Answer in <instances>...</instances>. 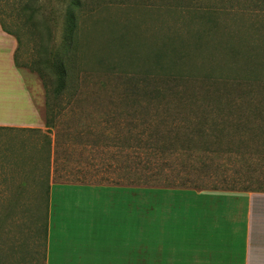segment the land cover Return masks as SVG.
<instances>
[{
  "label": "rangeland",
  "instance_id": "obj_1",
  "mask_svg": "<svg viewBox=\"0 0 264 264\" xmlns=\"http://www.w3.org/2000/svg\"><path fill=\"white\" fill-rule=\"evenodd\" d=\"M26 1L0 0V10L18 9V3ZM31 1L50 31L51 54L60 49L67 35L76 39L77 52L74 61L69 63L72 78L68 88L57 104L54 103L57 105L54 129L50 132L40 130V133L0 129V264H44L45 192L51 181L120 185L146 181L142 172L128 173L133 163L125 162V157L112 156L114 149L111 147L116 143V135L120 140L127 137V122L122 121L127 117L120 113L123 111L109 108L104 103L120 95L122 82L116 80L108 85L99 73L98 61L107 56L118 60L117 68L122 71H140L142 60L139 59L163 47L166 38L183 33L177 28L185 29L184 19L167 13L161 0H80L81 9L77 15L72 9L73 0ZM194 7H205V4L197 3ZM3 19L6 23H21L25 17ZM39 19L36 16L34 21ZM185 27L202 28L187 23ZM21 38L16 54L17 67L45 122V94L54 88V79L39 63L43 57L39 55L36 37L22 32ZM40 38L43 45L48 46L47 33L42 31ZM211 39L219 47L217 51L202 58L189 52L181 68L175 71L186 78L188 90L193 92L194 86L219 82L228 85V89L219 86L224 94L236 97L240 90L230 86L234 82L264 80V70L256 62L247 63L249 54L241 50L233 58L223 50V40L214 36ZM110 42L113 48L108 51L106 47ZM124 50L135 53L138 60L128 62L122 55ZM165 63L169 64V61L165 60ZM112 89L114 94H111ZM109 120L111 130L104 131ZM47 137L52 142L49 162ZM106 145L109 147L104 148ZM191 179L196 177L191 176ZM199 182L185 186L195 188ZM258 182L264 186V179ZM259 187L257 182L252 185V189H261ZM20 188L25 191H15ZM200 188L213 187L203 185Z\"/></svg>",
  "mask_w": 264,
  "mask_h": 264
},
{
  "label": "trees",
  "instance_id": "obj_2",
  "mask_svg": "<svg viewBox=\"0 0 264 264\" xmlns=\"http://www.w3.org/2000/svg\"><path fill=\"white\" fill-rule=\"evenodd\" d=\"M30 1L19 2L18 9L0 10V26L16 39V67L21 33L36 37L39 55L43 57L39 63L54 79V88L45 94L44 123L46 132H50L54 129L57 101L63 97L72 78L69 63L76 58L77 42L73 36H65L60 49L52 55L50 31ZM161 3L167 13L184 19L185 29L177 28L183 33L166 38L163 47L139 59L142 60L140 71H122L117 68L118 60L107 56L98 61L99 73L108 85L116 80L122 82L120 95L103 102L109 108L123 111L120 113L127 117L122 120L127 122V137L120 140L116 135L112 156H123L125 162L133 163L128 173L139 171L146 175L145 182L126 185L264 193V186L258 182L264 179V80L234 82L230 86L239 89L240 95L231 97L223 93L219 88L223 84L219 82L194 86L192 92L186 86V78L175 72L189 52L202 58L217 51L219 47L213 44V36L224 41L223 50L229 56L234 58L243 50L249 54L247 63L256 62L264 70V0H161ZM197 3H204L205 7L195 8ZM72 9L77 15L81 1L73 0ZM14 16L25 20L6 23L3 19ZM36 16L40 18L37 22ZM185 23L202 28L187 29ZM42 31L47 33L48 46L40 38ZM242 33L244 36L239 37ZM112 46L110 42L106 50L110 51ZM122 55L130 63L138 60L131 51L124 50ZM114 93L112 89L111 94ZM106 123L104 131L111 130L110 120ZM28 131L40 133V130ZM45 144L49 162L52 142L48 137ZM191 176L196 179L192 181ZM194 181H200L195 188L185 186ZM255 182L261 189H252ZM200 184L213 188L201 189ZM46 232L47 214L45 240Z\"/></svg>",
  "mask_w": 264,
  "mask_h": 264
},
{
  "label": "crops",
  "instance_id": "obj_3",
  "mask_svg": "<svg viewBox=\"0 0 264 264\" xmlns=\"http://www.w3.org/2000/svg\"><path fill=\"white\" fill-rule=\"evenodd\" d=\"M0 26V129L44 130ZM44 264H264V193L51 181Z\"/></svg>",
  "mask_w": 264,
  "mask_h": 264
}]
</instances>
